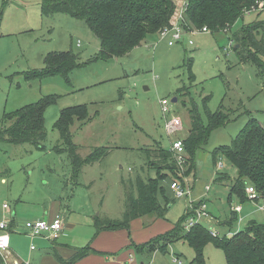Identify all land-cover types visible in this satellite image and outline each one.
Masks as SVG:
<instances>
[{
    "label": "rangeland",
    "instance_id": "374dc122",
    "mask_svg": "<svg viewBox=\"0 0 264 264\" xmlns=\"http://www.w3.org/2000/svg\"><path fill=\"white\" fill-rule=\"evenodd\" d=\"M41 2L0 0V133L11 125L6 115L46 97L55 99L45 112L47 137L42 145L0 143V224L13 226L8 232L10 248L21 261L45 264L42 261L55 244L79 248L91 244L94 248L103 236L94 228L95 218L123 220L126 199L122 180L129 184L138 176L154 175L142 172L143 150L155 141L171 148L176 140H184L193 103L205 120L206 105L211 112L220 109L228 114V120L211 133L197 153L195 169L184 177L190 196L177 200L165 218L154 221L155 217L148 216L134 221L130 231L122 230L124 237L131 245L146 244L173 230L189 204L202 199L210 219L202 218L200 224L219 233L220 238L231 237L250 220L264 223L259 203L245 205L236 197L229 203L232 180L227 183L229 188L214 182L217 170L211 154L220 146L231 145L251 120L264 123V73L253 64H242L230 39L242 26L264 20V12L245 14L228 33L212 34L194 27V33L184 34L174 46H169L170 36L162 37L159 32L127 55L104 60L99 57L100 41L85 21L66 14L43 17ZM174 2L178 9L172 23L184 0ZM67 52H72L80 65L71 73L32 76L45 67L49 54ZM259 59L264 63V58ZM175 97L178 101L172 103ZM206 97H210L207 103ZM161 101L168 103L170 117L182 121L172 134L165 129ZM82 105L88 108L90 118L70 127L76 154L85 159L101 147L109 153L76 172L70 145L55 124L64 109ZM220 163L224 169L219 173L237 177V170L225 157L218 159ZM5 204L9 211L4 210ZM237 206L243 209L236 223L230 229L223 227L225 220L236 216L232 208ZM50 212L68 224L56 243L31 236L25 227L27 221L44 219ZM185 225L166 252L157 249L148 256L140 255L132 246L137 264H227L224 251L211 241L204 246L203 263L197 261L196 251L183 239L189 232ZM129 254L127 251L126 257Z\"/></svg>",
    "mask_w": 264,
    "mask_h": 264
},
{
    "label": "trees",
    "instance_id": "16d2710c",
    "mask_svg": "<svg viewBox=\"0 0 264 264\" xmlns=\"http://www.w3.org/2000/svg\"><path fill=\"white\" fill-rule=\"evenodd\" d=\"M257 1L259 0H186L187 8L184 20L180 23L181 29L185 33H190L194 27L200 30L207 28L212 34L231 32L235 24L244 18L245 11L255 6ZM177 9L174 0H42L41 2L43 17L66 14L85 21L100 41L99 57L104 60L125 56L140 46L148 36L158 35L161 30L171 27ZM230 39L236 44L234 50L241 63L253 64L264 73V63L259 59V57L264 58V20L242 26ZM78 66L80 65L77 57L72 52L51 53L45 59V67L32 72V76H66ZM192 79H195L193 74ZM209 99L210 97H206L205 103ZM54 101V98L46 97L6 115V121L11 125L0 133V143L42 145L47 137L45 112ZM188 111L191 125L188 136L183 140L186 155L184 163L179 165V158L171 148H164L157 141L153 146L144 149L146 158L142 172L152 171L154 175L152 177L149 175L147 178L138 176L129 184L122 180L126 199L124 218L103 221L96 217L94 226L98 235L102 232L130 231L131 224L135 220L148 216L155 217L154 221L166 217L170 206L177 201L170 185L174 181H179L186 186L184 177L195 169L197 153L204 149L211 133L224 126L228 120V114L220 109L211 112L207 105L206 120L195 103ZM89 116L88 108L84 105L67 108L61 112L55 124L62 139L70 145L76 172L81 171L85 164L101 161L109 153L108 148L101 147L85 159L76 154L70 127L75 121L88 122ZM211 154L217 170L214 182L218 184L226 182L224 185H227L232 180L229 203L233 197L238 198L245 205L252 203L246 193L248 187H253L259 194V202L264 201V123L251 120L231 145L220 146ZM220 157H225L237 170L236 178L232 179L227 173L218 172L222 171L217 168ZM225 187L229 188L228 185ZM202 201L206 200H200L194 207H199ZM233 213L236 216L225 220L223 227L230 229L236 223L238 213L235 211ZM189 215H192L190 209L170 232L146 244L130 246H135L141 255L148 256L157 249L166 252L167 247L180 238L179 234L184 229ZM200 223L183 236V239L196 251L197 261L203 263L204 246L211 241L224 251L227 264H264V223L250 220L244 229L231 237L223 238L214 237ZM12 228L13 226H9L8 230ZM93 254L105 253L98 252L92 245H88L76 249L75 254L68 260H64L57 252H54V257L61 264H75ZM0 264H6L2 254H0Z\"/></svg>",
    "mask_w": 264,
    "mask_h": 264
},
{
    "label": "built area",
    "instance_id": "2783aa9c",
    "mask_svg": "<svg viewBox=\"0 0 264 264\" xmlns=\"http://www.w3.org/2000/svg\"><path fill=\"white\" fill-rule=\"evenodd\" d=\"M187 8L186 0H184L182 8L180 13L177 15V19L174 23H172L171 27L165 28L160 31V35L162 37L170 36L169 46H174L176 43L180 42L182 40V37L185 32L181 29L180 23L184 20V13ZM264 12V0L257 1L256 5L253 6L250 10H246L245 14H250L252 12ZM193 31V30H192ZM190 33H194V32ZM203 32H209L207 28L202 29ZM159 35V34H158ZM192 44V42H190ZM78 46H81V42L78 41ZM161 109L164 116V126L168 134H172L175 130L180 128L182 126V121L178 117H170V107L168 106V103L166 101H161ZM171 150L175 153L176 156L179 158V165L184 163V157L185 155V149H184V143L183 140H176L173 142ZM218 169H224V165L222 163L218 164ZM208 188V187H207ZM170 189L173 193V196L176 200H182L183 198H188L191 194L190 190L186 189V186L179 182L174 181L170 185ZM209 190V188H208ZM246 193L248 195L249 200L252 203H259L261 206H259L260 210L264 212V201L259 202L260 197L259 194L256 192V190L253 187H248L246 189ZM194 203V202H193ZM4 210L9 211V207L7 204L3 206ZM188 209H190V213L192 215H189L188 220L185 225L186 230H190L193 226L197 225L201 222L202 218H208L210 219V214L207 212L208 206L207 203L201 204L199 207L195 208L194 205L189 204ZM242 206H237L232 208L233 211L239 213L242 211ZM64 220L56 216L52 220H44V219H38V220H32L27 221L25 224V227L28 231V233L33 237H42L50 242L57 241L61 233L64 230ZM9 226L3 222L0 224V254L2 256L7 257L5 259L6 264H9V252H10V239H9ZM211 234L214 237L219 236V233L216 231H212ZM34 247H32V250ZM12 264H20L18 261H13Z\"/></svg>",
    "mask_w": 264,
    "mask_h": 264
},
{
    "label": "crops",
    "instance_id": "0c3cea01",
    "mask_svg": "<svg viewBox=\"0 0 264 264\" xmlns=\"http://www.w3.org/2000/svg\"><path fill=\"white\" fill-rule=\"evenodd\" d=\"M223 184H226L224 182ZM209 186V185H207ZM206 186V188H207ZM227 186V185H224ZM227 188V187H226ZM172 207V205L170 206ZM15 218V215H13ZM55 218V213H47L44 215V220H52ZM138 220V219H137ZM136 221V220H135ZM151 221V220H150ZM148 220V222H150ZM132 225V224H131ZM68 224L64 225V230H66ZM95 228V226H94ZM96 229V228H95ZM62 232V235L64 233ZM10 233V232H9ZM103 236L97 241L95 245V250L105 254H93L88 256L87 258L75 263V264H137V258L132 256L131 244L128 239L124 237L123 231L117 232H102ZM101 241V242H100ZM54 241L53 243H56ZM100 242V244H99ZM91 245V244H90ZM141 245V244H140ZM55 248L52 252L48 253V256L44 258L42 261L45 264H61L54 257V252H57L64 260L70 259L74 254L76 249H81L79 247L69 246L67 244H55ZM127 249V250H125ZM35 250V249H34ZM121 251V252H119ZM130 252L129 256L126 257V252ZM111 254H114V257H111ZM141 255V254H140ZM143 255V254H142ZM9 263L12 264L13 261H18L19 263H24L18 257V255L11 250L9 252ZM25 264V263H24ZM141 264H145L142 262Z\"/></svg>",
    "mask_w": 264,
    "mask_h": 264
},
{
    "label": "water",
    "instance_id": "95a60500",
    "mask_svg": "<svg viewBox=\"0 0 264 264\" xmlns=\"http://www.w3.org/2000/svg\"><path fill=\"white\" fill-rule=\"evenodd\" d=\"M177 101H178V99L175 97V98H173L172 103H176Z\"/></svg>",
    "mask_w": 264,
    "mask_h": 264
}]
</instances>
